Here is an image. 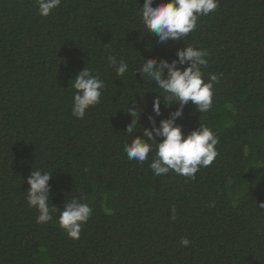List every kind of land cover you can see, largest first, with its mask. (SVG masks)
<instances>
[{
    "label": "trees",
    "instance_id": "1",
    "mask_svg": "<svg viewBox=\"0 0 264 264\" xmlns=\"http://www.w3.org/2000/svg\"><path fill=\"white\" fill-rule=\"evenodd\" d=\"M143 2L61 0L44 18L36 0H0V264H264V0H219L186 39L167 44L147 33ZM189 45L208 51L203 78L219 82L208 112L189 102L176 124L185 134L209 127L219 155L195 180L155 176L154 153L143 164L127 158L126 127L141 111L133 135L146 139L148 117L158 126L179 105L161 99L155 116L164 93L135 70ZM109 55L128 64L123 76ZM84 67L105 88L77 119L71 85ZM38 168L52 172L50 207L75 197L93 209L78 240L56 223L59 212L36 222L25 193Z\"/></svg>",
    "mask_w": 264,
    "mask_h": 264
},
{
    "label": "clouds",
    "instance_id": "2",
    "mask_svg": "<svg viewBox=\"0 0 264 264\" xmlns=\"http://www.w3.org/2000/svg\"><path fill=\"white\" fill-rule=\"evenodd\" d=\"M38 15L48 17L58 8L61 0H36ZM219 6V0H168L153 6V0H144L140 7L142 24L147 33L157 38V43L167 44L169 40L175 42L184 40L188 34L197 28V21L202 16L214 12ZM209 53L205 49L191 45L178 49L176 59L157 61L144 59V63L135 71L148 77L164 96L158 95L153 99L152 111L155 116L161 115V99L165 108L178 103L179 107L170 112L168 118L162 119L157 126L152 116L148 117L150 129H143L141 137H135L138 120H131L126 127V133L133 136L131 143H125L123 150L129 160H135L143 164L149 159V153H154L149 163L153 175H166L170 171L195 180L196 173L201 167H208L219 155L216 145L219 138L207 126L199 127L188 134L183 132L182 126L176 121L182 117L185 106L191 102L199 113L208 112L212 106L213 86L219 82L217 74L210 73L207 82L204 80L203 68L209 64ZM109 67H112L118 76H123L128 71V64L114 55L107 57ZM185 65H187L185 67ZM166 70V74H165ZM71 87L73 93L72 115L77 119H83L90 107L100 103L102 91L105 88L104 81L98 74H94L89 68L84 67L75 78ZM136 105L129 108L131 117L137 115ZM141 130V129H140ZM139 130V131H140ZM157 138H162L157 142ZM87 171V169H85ZM52 172L41 169L31 171L26 180L29 188L26 194L28 207L35 208L38 212L36 222L45 224L53 221V213L59 212V227L73 241L80 238L82 227L90 219L93 209L86 202V198H72L62 210L49 206V181ZM210 207L214 204H210ZM261 206H264L262 204ZM170 219H175L174 210ZM183 247L190 245V240L181 237L179 241Z\"/></svg>",
    "mask_w": 264,
    "mask_h": 264
}]
</instances>
